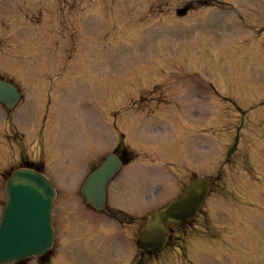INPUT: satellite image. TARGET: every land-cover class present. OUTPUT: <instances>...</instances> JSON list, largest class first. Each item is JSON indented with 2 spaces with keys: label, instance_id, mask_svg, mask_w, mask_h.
I'll list each match as a JSON object with an SVG mask.
<instances>
[{
  "label": "rangeland",
  "instance_id": "obj_1",
  "mask_svg": "<svg viewBox=\"0 0 264 264\" xmlns=\"http://www.w3.org/2000/svg\"><path fill=\"white\" fill-rule=\"evenodd\" d=\"M0 75L26 98L14 124L0 109V173L22 159L44 164L66 264H122L105 231L113 225L81 212L77 189L120 134L135 159L106 206L127 212L132 241L190 173L216 177L200 216L172 226L143 264H264V0H0ZM247 119L240 156L225 165Z\"/></svg>",
  "mask_w": 264,
  "mask_h": 264
},
{
  "label": "water",
  "instance_id": "obj_2",
  "mask_svg": "<svg viewBox=\"0 0 264 264\" xmlns=\"http://www.w3.org/2000/svg\"><path fill=\"white\" fill-rule=\"evenodd\" d=\"M7 86L13 92L12 96L4 92ZM0 98L11 108L17 95L12 86L0 81ZM119 165L109 159L87 179L83 194L88 201L102 207L106 182ZM211 182L197 178L174 203L151 214L138 233L137 246L148 253L163 247L170 222L182 225L193 218ZM53 196L48 181L34 172H19L10 179L7 184L8 200L0 223V264L21 260L33 254L41 255L48 249L52 240L50 208Z\"/></svg>",
  "mask_w": 264,
  "mask_h": 264
}]
</instances>
